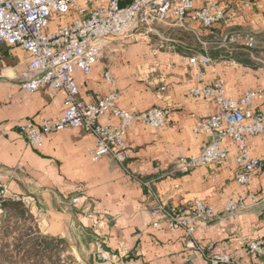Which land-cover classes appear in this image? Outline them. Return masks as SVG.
I'll use <instances>...</instances> for the list:
<instances>
[{
    "label": "crops",
    "instance_id": "0c3cea01",
    "mask_svg": "<svg viewBox=\"0 0 264 264\" xmlns=\"http://www.w3.org/2000/svg\"><path fill=\"white\" fill-rule=\"evenodd\" d=\"M222 6L232 14L225 27L251 29L263 45L241 53L235 49L245 46L234 44L205 50L193 31L161 24L150 40L112 41L90 73L74 68L82 102L95 103L116 89L118 105L124 109L171 110L162 128L136 123L128 129L130 151L124 163L112 155L93 160L89 151L97 137L84 128L49 132L42 146H31L19 125L56 119L65 110V97L47 84L34 92L23 88L16 76L27 70L31 54L18 45H0V183L8 185V197L31 198L28 209L41 233L68 242L62 258L72 255L76 264H212L214 256L228 255L244 264H264L263 257L249 254L240 244L264 240V133L247 137L251 155L261 161L248 183L235 179L238 149L228 138L221 142L229 149L226 160L187 173L176 170L180 157L198 156L214 139L208 132L194 131L197 120L220 110L213 98H197L192 89L223 80L228 97L239 99L250 90L264 94V0H231ZM77 16H56L49 30ZM192 26L208 37V30ZM172 30L189 37L173 36ZM203 53L213 62L199 78L201 69L190 58ZM108 71L115 77L113 84L105 79ZM252 109L264 110V96L254 100ZM99 121L118 122L111 114ZM194 199L204 200L218 217L197 221L193 234L170 223L153 224L159 203L190 210ZM229 201H242L244 206L231 215L225 211ZM98 225L103 236L96 232Z\"/></svg>",
    "mask_w": 264,
    "mask_h": 264
},
{
    "label": "built area",
    "instance_id": "2783aa9c",
    "mask_svg": "<svg viewBox=\"0 0 264 264\" xmlns=\"http://www.w3.org/2000/svg\"><path fill=\"white\" fill-rule=\"evenodd\" d=\"M228 1L231 0H0V45H18L32 56L27 70L18 74L16 79L30 92L47 84L65 97V110L59 117L42 122H23L19 125L20 132L31 146L40 147L49 132L84 128L97 137V145L89 151L93 160L112 155L124 163L130 151L125 140L128 129L136 123L162 128L167 124L171 110L152 107L132 112L124 109L118 105L119 92L116 89L95 103L82 102L78 99L79 86L73 75L74 68L90 73L112 41L129 38L143 40V37L150 40L152 34H159V24L193 31L205 50L211 46L233 44L250 49L263 45L251 29L224 26L232 15L222 6ZM71 12H76L78 16L56 30H49L51 18ZM195 23L209 31L207 38L198 34L192 26ZM217 27L222 30L217 31ZM212 62L213 59L205 53L190 58V63L201 69L199 78L204 76V69ZM105 79L113 84L115 77L108 71ZM191 93L197 98H213L220 110L215 115L197 120L194 131L208 132L214 139L198 156L180 157L176 170L187 173L199 166L226 160L229 149L221 142L228 138L237 144L238 149L235 179L248 183L250 174L261 166L260 159L250 153L247 137L264 133V110L252 109L254 100L263 98V91L250 90L235 99L226 95L224 81L217 80L205 87L192 89ZM105 114L117 118V124L101 123L99 120ZM145 185L151 187L150 182ZM7 191L8 185L1 182L0 201ZM14 198L27 207L31 206L32 200L28 196L16 195ZM73 201L78 202L79 198L75 197ZM243 206L242 201H229L225 211L235 215ZM190 207V210H184L161 202L153 210L156 216L153 224L159 226L166 222L174 227H184L188 234H193L197 221L212 222L218 217L215 209L202 199H194ZM96 232L103 236V227L98 225ZM240 244L249 254L264 258V240L252 239L240 241ZM102 256L106 259L109 253L105 252ZM221 261L244 264L242 260L228 255L212 258V264Z\"/></svg>",
    "mask_w": 264,
    "mask_h": 264
},
{
    "label": "trees",
    "instance_id": "16d2710c",
    "mask_svg": "<svg viewBox=\"0 0 264 264\" xmlns=\"http://www.w3.org/2000/svg\"><path fill=\"white\" fill-rule=\"evenodd\" d=\"M170 32L177 37H189L182 30ZM245 49L238 47L235 50L241 53ZM0 203V264H76L69 262L68 257L62 258V253L69 248L68 242L41 233L33 214L22 201L2 196Z\"/></svg>",
    "mask_w": 264,
    "mask_h": 264
},
{
    "label": "rangeland",
    "instance_id": "374dc122",
    "mask_svg": "<svg viewBox=\"0 0 264 264\" xmlns=\"http://www.w3.org/2000/svg\"><path fill=\"white\" fill-rule=\"evenodd\" d=\"M54 18V17H53ZM53 18H51V22L53 21ZM158 26L162 27L163 25L159 24ZM262 35H264V33H261ZM1 213V212H0ZM68 261H71V263L74 262V257L72 255L68 256Z\"/></svg>",
    "mask_w": 264,
    "mask_h": 264
}]
</instances>
